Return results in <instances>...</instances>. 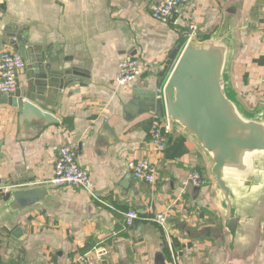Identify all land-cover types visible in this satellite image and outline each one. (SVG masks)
<instances>
[{
    "label": "crops",
    "instance_id": "crops-1",
    "mask_svg": "<svg viewBox=\"0 0 264 264\" xmlns=\"http://www.w3.org/2000/svg\"><path fill=\"white\" fill-rule=\"evenodd\" d=\"M158 1L0 0V56L14 50L4 40L13 24L45 46L61 70H73L69 86L45 85L43 101H35L59 119L43 129L2 103L0 92V193L50 180L64 145L79 148L91 175L89 188H53L50 202L22 216L0 212V264H79L96 248L104 249L96 264H264V212L254 241L232 246L202 153L174 129L163 152L151 141L157 93L188 43L190 23L202 38L228 4L240 42L233 83L248 106L256 105L264 95V0H190L170 19L156 20L151 8ZM127 56L138 58L140 70L124 85L116 74ZM30 75L28 68L19 73L23 89ZM131 159L152 161L157 182H138ZM195 168L207 178L201 188L188 182ZM128 212L138 214L130 225ZM158 213L166 215V229L154 221Z\"/></svg>",
    "mask_w": 264,
    "mask_h": 264
},
{
    "label": "water",
    "instance_id": "water-1",
    "mask_svg": "<svg viewBox=\"0 0 264 264\" xmlns=\"http://www.w3.org/2000/svg\"><path fill=\"white\" fill-rule=\"evenodd\" d=\"M23 32L9 24L4 40L27 62L31 84L23 89L18 79L17 89L4 93L2 103L43 129L59 119L35 101H43L45 85L69 86L73 70H61L45 46L32 43ZM239 47L235 9L228 4L220 24L202 38L194 35L188 41L166 82L163 100L158 92L155 102L156 112L166 114L171 127L204 156L213 182L212 201L232 246L254 241L264 212V95L250 107L236 91L232 68ZM52 189L41 185L4 190L0 212L22 216L27 209L50 202ZM21 229L17 227V233Z\"/></svg>",
    "mask_w": 264,
    "mask_h": 264
},
{
    "label": "built area",
    "instance_id": "built-area-1",
    "mask_svg": "<svg viewBox=\"0 0 264 264\" xmlns=\"http://www.w3.org/2000/svg\"><path fill=\"white\" fill-rule=\"evenodd\" d=\"M189 1L190 0H159L152 5L151 15L156 20H168L173 16L175 10L185 7ZM197 31L198 24L196 22H191L187 32L188 41L192 36L197 35ZM26 66L27 62L18 51L11 49L4 50L0 56V92H14L17 89L19 73L24 70ZM139 70L140 65L138 58L127 56L120 61L116 78L120 84L128 85ZM161 70L164 71L165 68H162ZM169 77L170 76H168V78ZM166 82H164L162 86L163 88L158 90L162 100ZM172 130L173 128L171 127L166 114L154 119L151 130V141L157 152H163L166 149L168 135ZM128 168L138 182L148 184H155L157 182L158 176L156 165L149 159H131L128 162ZM188 182L195 188H201L206 184L207 178L201 170L195 168L189 172ZM90 184V171L79 160V148L73 145H64L57 153L53 177L45 182L29 183L27 186L50 185L52 188H89ZM16 187H18V185L12 186V188ZM125 219L126 224H133V222L138 219V214L136 212H128ZM154 221L157 222L161 228H167V217L164 213H158L155 216ZM103 254V248H96L93 253L90 252L79 256L78 263L96 264L102 259Z\"/></svg>",
    "mask_w": 264,
    "mask_h": 264
}]
</instances>
